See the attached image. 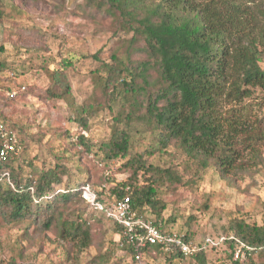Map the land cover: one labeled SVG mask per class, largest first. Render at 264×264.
Returning a JSON list of instances; mask_svg holds the SVG:
<instances>
[{
    "label": "trees",
    "instance_id": "trees-1",
    "mask_svg": "<svg viewBox=\"0 0 264 264\" xmlns=\"http://www.w3.org/2000/svg\"><path fill=\"white\" fill-rule=\"evenodd\" d=\"M80 9L112 16L114 34L130 36L124 57L113 56L110 64L101 67L103 71L99 68L94 73V97L111 110L118 108L115 120L125 124L124 131L116 129L103 144L105 158L113 161L130 156L128 128L138 120L144 121L157 136L158 145L167 148L174 144L186 159V166L161 170L147 165L142 156L132 157L125 163L127 179L98 193V201L110 206L129 196L134 210L142 215L149 213L155 222L166 227L163 214L167 203L161 187L170 193L176 190L175 185L192 188L201 172L210 166L216 167L224 179L248 171L238 165L236 145L239 138L255 135H250L255 133L251 111L264 107L263 98L255 95L258 89L264 90V0H84ZM13 70L8 69L6 61H0L1 74ZM47 71L52 77L45 90L47 98L63 99L67 95V99L70 92L68 84L62 83V73ZM59 86L67 89L61 91ZM1 89L8 99L19 94L10 98L8 93L13 88ZM250 100L257 101L249 103ZM225 103H235L239 108L234 106L224 116L221 109ZM85 109H75V121L82 120L84 126ZM0 122L14 129L23 144L19 157L0 160V216L9 224L32 220L45 234L56 233L61 240L77 244L81 251L97 248L98 254L90 264L128 262L134 251L113 240L111 247L122 255L110 263L112 253L104 251L94 227L101 219L95 218L94 213L90 214L92 221L84 219L88 205L83 188L90 184L96 190L97 185L90 183L89 178L86 182L71 179L59 157L49 168L36 169L29 163L31 169L26 173V166L17 164L25 153L21 128L5 118ZM77 141V145L90 151L84 137L79 136ZM181 168L183 171H179ZM102 179L107 183L106 177ZM106 193L111 204L103 197ZM72 212L77 216L70 219ZM98 215L106 217L104 212ZM113 225L116 234L120 233L121 227ZM228 233L221 236L226 238L223 244L193 257L204 261L209 251L228 244L233 258L242 243L251 250H246L245 261L233 259L235 264H264V224L231 221ZM185 235L187 240L196 241L192 235ZM141 253L144 257L161 254L168 261L186 259L176 251L164 253L157 245L148 246ZM1 257L0 254V263ZM7 264L17 263L14 260Z\"/></svg>",
    "mask_w": 264,
    "mask_h": 264
},
{
    "label": "rangeland",
    "instance_id": "rangeland-1",
    "mask_svg": "<svg viewBox=\"0 0 264 264\" xmlns=\"http://www.w3.org/2000/svg\"><path fill=\"white\" fill-rule=\"evenodd\" d=\"M83 1H0V49L3 48L0 61H6L8 69H14L0 73V120L5 118L21 128L19 133L25 153L16 163L25 165L27 173L31 169L29 163L36 169L49 168L59 157L69 169L71 179L86 182L89 178L90 183L97 185L96 190L91 186L96 194L107 192L116 182L127 179L129 172L125 163L132 157L142 156L147 165L161 170L186 166L185 156L176 145L162 148L157 136L144 121L138 120L128 128L132 143L130 156L113 161L105 158L103 144L112 138L116 129L124 131L125 124L115 120L118 108L111 110L98 100L100 98L94 97L97 76L94 73L105 63L110 64L113 56L124 57L130 36L114 34L112 16L80 9ZM261 67L264 69V59ZM53 69L60 71L62 83L68 84L70 93L67 99V95L63 99L47 98L45 90L52 81L47 70ZM2 86L12 87L18 96L8 99ZM59 89L65 91L67 87L59 86ZM255 95L264 100V90L258 89ZM256 101L250 100L249 103ZM89 105L93 108H88ZM236 105L225 103L221 109L223 115L234 106L239 108ZM77 107L86 108L82 116L87 121L86 126L82 120L75 121ZM251 113L255 133L252 131L250 135H255L239 138L236 145L240 158L238 165L248 171L224 179L216 167L210 166L201 172L192 188L175 185L176 190L170 193L168 188L161 187L167 203L163 214L167 221L164 228L188 233L196 241H202L206 237L227 236L231 221L243 220L257 226L264 224V107ZM79 136L85 138L90 151L76 144ZM102 177L107 178V183ZM66 181L67 177L64 186H67ZM106 195L109 194L103 197L107 204H111ZM85 205L88 209L84 219L92 221L91 213L101 219V222L94 223V227L99 242L104 243V251L108 249L112 253V263L122 255L111 247L116 238L114 223L98 215L101 212L89 204ZM76 216L77 213L72 212L69 218ZM0 252V264L14 260L17 264H90L98 249L81 251L77 244L61 240L56 233L45 234L32 220L9 224L0 216ZM144 264L235 263L232 249L225 244L209 251L204 261L194 257L168 261L160 254L145 256Z\"/></svg>",
    "mask_w": 264,
    "mask_h": 264
},
{
    "label": "built area",
    "instance_id": "built-area-1",
    "mask_svg": "<svg viewBox=\"0 0 264 264\" xmlns=\"http://www.w3.org/2000/svg\"><path fill=\"white\" fill-rule=\"evenodd\" d=\"M25 90L26 88L22 87V91ZM8 96L15 98L17 91L12 90ZM22 152L23 144L17 132L0 122V160L19 157ZM4 176L7 174L5 173ZM124 190L128 192L129 188ZM83 197L92 209L104 212L110 221L121 227L120 233L116 234L115 241L120 243L122 248L129 247L134 251V255L128 259L127 264H144L141 251L148 246L157 245L164 253L171 254L176 251L185 258H191L208 248L218 247L226 241L225 237H206L202 241L187 240L185 233L166 230L163 223L155 222L149 215H142L134 210L129 196L117 200L110 206H105L98 201V195L87 184L83 188ZM246 250L251 249L240 243L233 253L234 261H245Z\"/></svg>",
    "mask_w": 264,
    "mask_h": 264
}]
</instances>
